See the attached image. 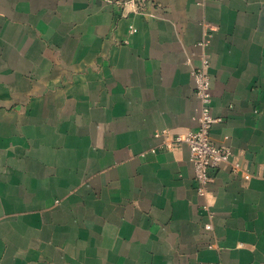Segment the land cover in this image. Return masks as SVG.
Wrapping results in <instances>:
<instances>
[{"label":"crops","instance_id":"obj_1","mask_svg":"<svg viewBox=\"0 0 264 264\" xmlns=\"http://www.w3.org/2000/svg\"><path fill=\"white\" fill-rule=\"evenodd\" d=\"M205 58L250 178L202 197ZM0 264H264V0H0Z\"/></svg>","mask_w":264,"mask_h":264},{"label":"built area","instance_id":"obj_2","mask_svg":"<svg viewBox=\"0 0 264 264\" xmlns=\"http://www.w3.org/2000/svg\"><path fill=\"white\" fill-rule=\"evenodd\" d=\"M118 5L125 14L144 13L148 4L153 0H108ZM132 30H136L131 26ZM194 90L198 99L197 128L174 137L176 144L186 143L190 147V159L194 166V178L197 183V192L207 197L209 184L213 179L212 171L222 165H228L235 172H242L246 179L250 173L242 163L233 160V150L226 144H217L212 139V130L220 119L213 114L212 74L209 70V59L205 58L202 65L193 70ZM159 134V133H158ZM204 207H208L207 204ZM211 226L210 224L207 225Z\"/></svg>","mask_w":264,"mask_h":264}]
</instances>
